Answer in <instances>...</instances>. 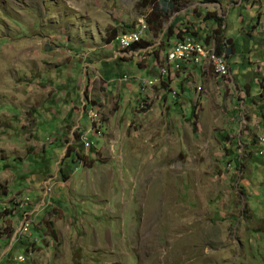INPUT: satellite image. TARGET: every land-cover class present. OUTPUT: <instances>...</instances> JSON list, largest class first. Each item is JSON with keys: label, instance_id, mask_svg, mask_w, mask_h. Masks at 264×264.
Listing matches in <instances>:
<instances>
[{"label": "rangeland", "instance_id": "374dc122", "mask_svg": "<svg viewBox=\"0 0 264 264\" xmlns=\"http://www.w3.org/2000/svg\"><path fill=\"white\" fill-rule=\"evenodd\" d=\"M159 1L0 0V264H264V0L155 34ZM175 18L231 40L233 79L159 81Z\"/></svg>", "mask_w": 264, "mask_h": 264}, {"label": "built area", "instance_id": "2783aa9c", "mask_svg": "<svg viewBox=\"0 0 264 264\" xmlns=\"http://www.w3.org/2000/svg\"><path fill=\"white\" fill-rule=\"evenodd\" d=\"M131 32H136V39L134 41H124L119 44V52L125 53V47L127 44H134V42L140 41L141 38H146L143 21L140 23L137 30ZM194 39L201 41V48H193ZM205 40V38L202 39L199 36L192 34L183 33L180 35V33L176 32L174 42L171 44L170 50L165 55V64L158 66V72H160L159 81H176V79H178L182 74L194 73L192 72V69L194 68L205 67L206 70H208L210 53L209 44L212 43V40ZM222 70L223 73H230L231 78L233 79L231 65L227 57H225V60L222 61ZM195 91L200 93L199 87L196 86ZM172 93L174 96V91H172ZM86 146L90 147V144L87 142ZM259 150L262 154H264V141H261Z\"/></svg>", "mask_w": 264, "mask_h": 264}, {"label": "trees", "instance_id": "16d2710c", "mask_svg": "<svg viewBox=\"0 0 264 264\" xmlns=\"http://www.w3.org/2000/svg\"><path fill=\"white\" fill-rule=\"evenodd\" d=\"M182 1L183 0H160L156 6L155 5L152 6L151 7L152 10L146 19V22H147L149 29L152 30L155 34L160 33L161 30L163 29V26H165L164 25V21H165L164 18H166L168 14L179 12L181 10V8L183 7ZM207 1L210 2V1H216V0H207ZM181 22L182 21L179 18L174 19V21L172 22L171 26L168 29V33H167V39L168 40L175 39L176 27L179 26V24ZM218 22L221 25L222 19H218ZM181 33L182 32H180V35H181ZM192 35L197 36L196 34H193V33H192ZM220 38H221L220 35L219 36L217 35V37H216L212 34L208 37H205V39H206L205 41H210V40L215 41L216 42L217 55L223 56V54H225L227 58H230L233 55V47H231L232 42H231V40H226V41L223 40L222 42H219L218 39H220ZM113 40H114V38H111L109 43H111ZM141 44H137L135 46H132L130 49L136 50L139 47H141ZM193 132L196 133V128H195L194 124H193Z\"/></svg>", "mask_w": 264, "mask_h": 264}, {"label": "bare ground", "instance_id": "6f19581e", "mask_svg": "<svg viewBox=\"0 0 264 264\" xmlns=\"http://www.w3.org/2000/svg\"><path fill=\"white\" fill-rule=\"evenodd\" d=\"M145 28V27H144ZM136 39V32H131V33H125L122 35H120L118 38H117V42H118V45L121 44L122 42L124 41H134ZM143 38L140 39V41L138 42H134V44H127L126 47H125V50L131 48L132 46H135L137 44H140L141 41H142ZM201 48V43H198V42H195V40L193 41V48ZM209 60L211 61L212 65L214 66V70L217 74H220L223 75V76H227L228 73H223V70H222V61L225 60V57L224 56H217L216 55V52H212L209 48ZM260 141H264V139H260Z\"/></svg>", "mask_w": 264, "mask_h": 264}, {"label": "crops", "instance_id": "0c3cea01", "mask_svg": "<svg viewBox=\"0 0 264 264\" xmlns=\"http://www.w3.org/2000/svg\"><path fill=\"white\" fill-rule=\"evenodd\" d=\"M157 66H158V65H157ZM159 73H160V72H158V76H159ZM159 78H160V77H159Z\"/></svg>", "mask_w": 264, "mask_h": 264}]
</instances>
